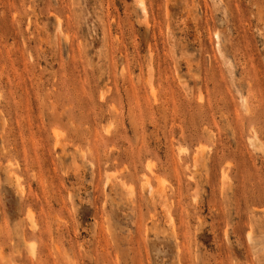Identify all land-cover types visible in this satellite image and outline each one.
Masks as SVG:
<instances>
[{
  "label": "rangeland",
  "instance_id": "rangeland-1",
  "mask_svg": "<svg viewBox=\"0 0 264 264\" xmlns=\"http://www.w3.org/2000/svg\"><path fill=\"white\" fill-rule=\"evenodd\" d=\"M0 264H264V0H0Z\"/></svg>",
  "mask_w": 264,
  "mask_h": 264
},
{
  "label": "bare ground",
  "instance_id": "bare-ground-1",
  "mask_svg": "<svg viewBox=\"0 0 264 264\" xmlns=\"http://www.w3.org/2000/svg\"><path fill=\"white\" fill-rule=\"evenodd\" d=\"M142 5H143V4H142ZM144 6H145V5H144ZM141 7H142V6H141ZM144 11H146V10H144ZM149 187H151L150 184H149ZM31 222H33V221H31ZM35 224H36V223H35ZM36 227H37V226H36Z\"/></svg>",
  "mask_w": 264,
  "mask_h": 264
}]
</instances>
